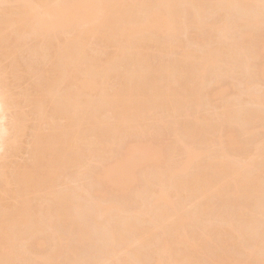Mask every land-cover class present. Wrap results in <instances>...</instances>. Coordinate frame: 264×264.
Masks as SVG:
<instances>
[{
    "label": "bare ground",
    "instance_id": "1",
    "mask_svg": "<svg viewBox=\"0 0 264 264\" xmlns=\"http://www.w3.org/2000/svg\"><path fill=\"white\" fill-rule=\"evenodd\" d=\"M253 129L262 0H0V264H264Z\"/></svg>",
    "mask_w": 264,
    "mask_h": 264
},
{
    "label": "rangeland",
    "instance_id": "2",
    "mask_svg": "<svg viewBox=\"0 0 264 264\" xmlns=\"http://www.w3.org/2000/svg\"><path fill=\"white\" fill-rule=\"evenodd\" d=\"M190 34H194V33H189L188 36H189V37H190V36L192 37V35H190ZM195 35H196V34H195ZM195 35H193V36H195ZM195 37H196V36H195ZM193 38H194V37H193ZM9 62H10V61H9ZM7 63H8V61H7ZM7 63H6V65L9 66L10 63H8V64H7ZM24 80H25V79H23V80L21 81V82H24V83H21V84L19 85V88H20V89L17 88V89H16L17 91L14 90V93H15V94H16V92H17V94H19V93H20L19 91H21V89H22V91H23V89H24L23 86L27 85V83H26L27 81L25 82ZM225 80H226V79H225ZM227 81H228V79H227ZM227 81H224V82L227 83ZM22 84H23V85H22ZM21 85H22V88H21ZM28 85H29V84H28ZM26 87H27V86H26ZM15 91H16V92H15ZM255 91H256V90H255ZM255 93H256V92H255ZM18 96H19V95H18ZM248 98H249V97H248ZM214 100H215V99H214ZM214 100H213L214 103H216V101L218 102L217 99H216L215 101H214ZM216 104H217V103H216ZM216 104H215V105H216ZM210 107H211V106H210ZM26 108H27V107H24V109H26ZM208 108H209V107L207 106L206 109H208ZM24 109H22V111H24V113H26V111H27V113L29 112V111L27 110L28 108H27L26 110H24ZM208 110H209V109H208ZM211 110H213V109H211ZM180 119H181V118H180ZM180 119H179L178 121H176V124L178 123V126H180V125H179ZM171 121H172L173 123H172ZM174 121H175L174 119H172V120H168V122L172 123V125L170 126L171 128H172V126L175 125V122H174ZM181 121L183 122L184 120L182 119ZM29 122H31V125L28 126V128H29L28 131H31L30 129L32 128V126L34 125L35 122H34L33 120H29V121H27V123H28L27 125L30 124ZM33 122H34V123H33ZM170 123H169V125H170ZM180 123H181V122H180ZM185 123L187 124L186 121H185ZM186 124L183 123V125L180 126V127H182L181 129H183V131L185 130V132L188 131V130H189L188 128H190V126L192 125L191 122H189L187 125H186ZM189 124H190V126H189ZM184 125H186V126H184ZM176 126H177V125H176ZM178 126H177V129L180 128V127L178 128ZM188 126H189V127H188ZM184 127H185L187 130H186ZM171 128H169V129H171ZM173 128H174V127H173ZM169 129H167V130L165 131V134H167L166 137L169 136V133H170V130H169ZM181 129H179V131L183 132ZM168 130H169V132H168ZM253 130L255 131L254 134H256L257 129H253ZM253 130H251L250 133H252ZM258 131H259V129H258ZM258 131H257V133H259ZM263 131H264V130H263ZM263 131H262V132H263ZM260 132H261V130H260ZM171 133L173 134V131H172V130H171ZM171 133H170V134H171ZM263 133H264V132H263ZM261 134H262V133H260V134H258V135L260 136ZM251 135H252V134H251ZM256 135H257V134H256ZM256 135H255V136H256ZM258 135H257V136H258ZM252 136H253V135H252ZM255 136H253V138H254ZM257 136H256V139H257ZM259 136H258V137H259ZM262 136H264V135L262 134ZM262 136H261V137H262ZM169 137L171 138L172 136H169ZM245 138H246V136H245ZM247 138H248V137H247ZM249 138H250V135H249ZM249 138H248V139H249ZM262 138H264V137H262ZM250 139H251V138H250ZM256 139H254V140H256ZM258 139H259V138H258ZM24 140L27 141V142H26V145H23V149H26V150H22V152H24V151L26 152V151H27V148H26L25 146H27V145L29 144V142H30L29 137H28V138L26 137ZM24 140H23V143H25ZM28 140H29V141H28ZM251 140H252V139H251ZM21 147H22V146H21ZM25 152H24V153H20V156H18V155H19V153H18V154L16 155L17 157H14V159H13L14 162H16V159H17V162H16V163H19V162H20V163H21V162L24 163L23 160H25V159L28 160L29 155H28V153L26 154ZM22 154H23V155H22ZM26 156H27V157H26ZM21 157H23V158H21ZM19 158H20V159H19ZM22 159H23V160H22ZM27 160H26V161H27ZM26 161H25V162H26ZM145 167H146V166H145ZM193 167H195V169H196V166H195V165H194ZM143 169H145V168H143ZM195 169H194V168H191V170H193V171H194ZM243 170H244V169H243ZM189 171H190V169H189ZM140 172H141V171H140ZM239 178H240V177H238V181H239ZM236 180H237V177H236ZM85 181H87V184H88V180H85ZM238 181H237V182H238ZM83 184H85V182H84ZM237 184H239V182H238ZM85 185H86V184H85ZM64 187H65V186H64ZM64 187H62V189H61V188H59V189L63 190V189H65ZM59 189H57V190H59ZM86 206H88V205L86 204ZM86 206H85V207H86ZM88 208H90V207H88ZM88 208H87V209H88ZM262 214H263V213H262ZM257 217H259V216L257 215ZM260 217H261V216H260ZM260 217H259V218H260ZM261 218H263V220H264V217H263V216H262ZM233 239H234V238H233ZM233 239H231V237H230L229 240H227V242L229 241V244L232 243V245H233V244H234L233 241H235V240H233ZM230 245H231V244H230ZM232 245H231V246H232ZM92 246H93V244L91 245V247H92ZM86 248H87V249L89 248V249L91 250L93 247L90 248V246L88 247V245L85 246V247H84V246L81 247V251H82V252H81V255L89 254V253H90V250H88L89 253L85 250ZM84 250H85V251H84ZM91 251H92V250H91ZM86 252H87V253H86ZM83 253H84V254H83ZM105 264H107V263H105Z\"/></svg>",
    "mask_w": 264,
    "mask_h": 264
},
{
    "label": "snow or ice",
    "instance_id": "3",
    "mask_svg": "<svg viewBox=\"0 0 264 264\" xmlns=\"http://www.w3.org/2000/svg\"><path fill=\"white\" fill-rule=\"evenodd\" d=\"M262 4H264V0H262Z\"/></svg>",
    "mask_w": 264,
    "mask_h": 264
}]
</instances>
